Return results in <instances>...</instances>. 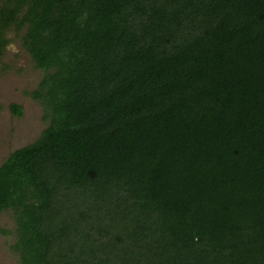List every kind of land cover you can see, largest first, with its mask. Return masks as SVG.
<instances>
[{
    "label": "trees",
    "instance_id": "1",
    "mask_svg": "<svg viewBox=\"0 0 264 264\" xmlns=\"http://www.w3.org/2000/svg\"><path fill=\"white\" fill-rule=\"evenodd\" d=\"M22 27L19 264H264V0H0V55Z\"/></svg>",
    "mask_w": 264,
    "mask_h": 264
},
{
    "label": "rangeland",
    "instance_id": "2",
    "mask_svg": "<svg viewBox=\"0 0 264 264\" xmlns=\"http://www.w3.org/2000/svg\"><path fill=\"white\" fill-rule=\"evenodd\" d=\"M23 31L24 27L5 32L8 42L0 55V163L12 150L34 141L47 125L41 106L28 94L43 71L33 66L22 47ZM12 103L21 107L19 116L9 112L7 107ZM14 226L11 210L0 211V264H19L17 253L11 248L15 241Z\"/></svg>",
    "mask_w": 264,
    "mask_h": 264
}]
</instances>
